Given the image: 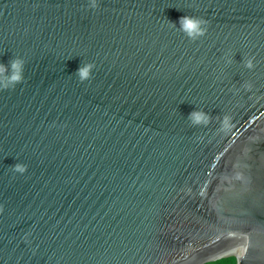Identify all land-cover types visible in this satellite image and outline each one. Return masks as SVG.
Instances as JSON below:
<instances>
[{
	"label": "water",
	"instance_id": "obj_1",
	"mask_svg": "<svg viewBox=\"0 0 264 264\" xmlns=\"http://www.w3.org/2000/svg\"><path fill=\"white\" fill-rule=\"evenodd\" d=\"M16 57L0 264H264V0H0Z\"/></svg>",
	"mask_w": 264,
	"mask_h": 264
},
{
	"label": "clouds",
	"instance_id": "obj_2",
	"mask_svg": "<svg viewBox=\"0 0 264 264\" xmlns=\"http://www.w3.org/2000/svg\"><path fill=\"white\" fill-rule=\"evenodd\" d=\"M90 7L95 9L98 7V0H90ZM173 25L177 24L172 22ZM181 30L192 39H196L206 32L207 21L195 17L184 15L179 18L178 22ZM247 66L251 68L252 62L248 61ZM94 65L91 63H83L77 69L76 75L78 76L81 82L90 80L93 76ZM25 61L23 58L16 57L10 60L9 63L0 62V89H12L15 88L18 84L23 83L25 79L24 75ZM193 125H207L211 119L210 115L203 110L195 109L193 110L188 118ZM228 118L226 117L225 120ZM27 165L23 162H17L11 169L13 173H18L23 175L27 171Z\"/></svg>",
	"mask_w": 264,
	"mask_h": 264
},
{
	"label": "trees",
	"instance_id": "obj_3",
	"mask_svg": "<svg viewBox=\"0 0 264 264\" xmlns=\"http://www.w3.org/2000/svg\"><path fill=\"white\" fill-rule=\"evenodd\" d=\"M237 257L235 255L228 256V257H222L215 261L206 262L204 264H236Z\"/></svg>",
	"mask_w": 264,
	"mask_h": 264
},
{
	"label": "bare ground",
	"instance_id": "obj_4",
	"mask_svg": "<svg viewBox=\"0 0 264 264\" xmlns=\"http://www.w3.org/2000/svg\"><path fill=\"white\" fill-rule=\"evenodd\" d=\"M230 254H231V251H228V252H227V255H230Z\"/></svg>",
	"mask_w": 264,
	"mask_h": 264
},
{
	"label": "rangeland",
	"instance_id": "obj_5",
	"mask_svg": "<svg viewBox=\"0 0 264 264\" xmlns=\"http://www.w3.org/2000/svg\"><path fill=\"white\" fill-rule=\"evenodd\" d=\"M228 256H231V254L230 255H224V257H228Z\"/></svg>",
	"mask_w": 264,
	"mask_h": 264
}]
</instances>
